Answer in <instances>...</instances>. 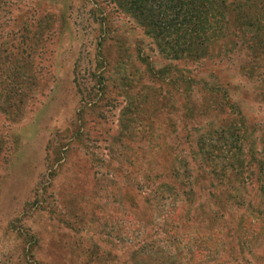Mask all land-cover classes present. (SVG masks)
Returning <instances> with one entry per match:
<instances>
[{"label": "rangeland", "instance_id": "374dc122", "mask_svg": "<svg viewBox=\"0 0 264 264\" xmlns=\"http://www.w3.org/2000/svg\"><path fill=\"white\" fill-rule=\"evenodd\" d=\"M128 5L0 0V264L237 257L229 236L252 211L227 200L235 174L218 155L235 147L215 143L234 131L264 172V0H235L198 61ZM160 184L175 194L146 198ZM250 247L243 259L264 264V241Z\"/></svg>", "mask_w": 264, "mask_h": 264}, {"label": "trees", "instance_id": "16d2710c", "mask_svg": "<svg viewBox=\"0 0 264 264\" xmlns=\"http://www.w3.org/2000/svg\"><path fill=\"white\" fill-rule=\"evenodd\" d=\"M226 2L227 0H129L128 6L132 14L140 20L147 34L153 33L159 41L169 39V42H166V47L170 51L172 50L170 42H172L173 47L180 54L188 55L191 57V61H198L207 54V44L210 40L218 35L221 27L219 20L228 14L237 19L238 15H232L233 10L237 9L233 5L235 0L230 3L229 11L222 8ZM102 70H104L103 66L97 72H103ZM147 72H150L152 78L161 80L162 76L169 74V69L158 68L152 72L147 69ZM21 77L19 78L21 79ZM98 77L103 79L101 75ZM181 83H185V81L182 79ZM233 132L226 134V137L219 141L217 137L218 143L215 145H218L223 151H228L226 149L228 143L229 147L231 145L235 147L233 154L218 155L222 158L221 163L223 164L218 168V172L220 176L224 177H227V172L235 174V180L229 181L231 193L227 200L236 198V208L246 205L247 211H252V213L245 214L238 223L237 230H234L236 234L229 236L236 241L237 249L235 252L232 247L229 248L230 253L237 254V257L232 258L228 264H252L249 260L243 259L242 252L246 248L251 249L250 246L258 244L260 240L264 241V219L262 218L264 216V172L260 158L256 153L249 155L242 152L239 144L242 137ZM213 141L215 140L209 139L207 144L212 147L214 146ZM213 167L215 168L216 164ZM176 173L177 170H172L170 175L173 177ZM164 175L165 173L157 174L152 179L157 180ZM147 188L149 190L146 192V198L149 200L163 199L175 194V191H168L171 195L165 194L167 191L164 184L151 185ZM189 188L190 185L186 184L180 192L185 194ZM246 189L254 191L249 199H246ZM254 195L257 197L256 200L252 199ZM249 244L251 245L249 246ZM200 252L202 255L205 251L199 250L198 253ZM197 260L198 257H195V262Z\"/></svg>", "mask_w": 264, "mask_h": 264}]
</instances>
